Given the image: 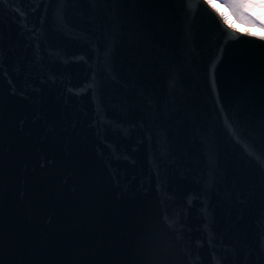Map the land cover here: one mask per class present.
<instances>
[{"label":"water","instance_id":"obj_1","mask_svg":"<svg viewBox=\"0 0 264 264\" xmlns=\"http://www.w3.org/2000/svg\"><path fill=\"white\" fill-rule=\"evenodd\" d=\"M204 0H0V264H264V41Z\"/></svg>","mask_w":264,"mask_h":264},{"label":"snow or ice","instance_id":"obj_2","mask_svg":"<svg viewBox=\"0 0 264 264\" xmlns=\"http://www.w3.org/2000/svg\"><path fill=\"white\" fill-rule=\"evenodd\" d=\"M204 4L211 8L228 28H235L229 23V15H231L246 27L264 29V0H223V6L228 9V13L220 12L216 0H204ZM235 30L239 31V29ZM249 35L256 37V33ZM258 39L264 41V35L259 36Z\"/></svg>","mask_w":264,"mask_h":264},{"label":"bare ground","instance_id":"obj_3","mask_svg":"<svg viewBox=\"0 0 264 264\" xmlns=\"http://www.w3.org/2000/svg\"><path fill=\"white\" fill-rule=\"evenodd\" d=\"M217 7L219 8L220 6L217 5ZM219 10H220V12H223L220 8H219ZM234 21L235 20L233 19V17L229 15V23L235 26V28H233V29H239V32H243V33H246V34L256 33V36L264 35V33L262 31L260 32L255 27H249V28L245 29L241 24H238L237 22H234Z\"/></svg>","mask_w":264,"mask_h":264},{"label":"rangeland","instance_id":"obj_4","mask_svg":"<svg viewBox=\"0 0 264 264\" xmlns=\"http://www.w3.org/2000/svg\"><path fill=\"white\" fill-rule=\"evenodd\" d=\"M216 4L217 5H222L223 4V0H216ZM227 9V8H226ZM228 10V9H227ZM234 17V16H233ZM235 18V17H234ZM235 20L238 22V23H240L236 18H235ZM245 29L246 28H249V27H246L243 23H240ZM259 31L261 32H263L264 33V29H259Z\"/></svg>","mask_w":264,"mask_h":264}]
</instances>
